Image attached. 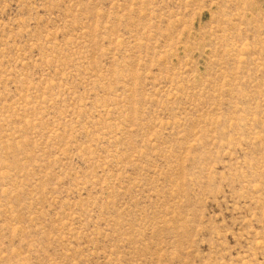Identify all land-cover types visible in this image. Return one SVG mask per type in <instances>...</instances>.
I'll use <instances>...</instances> for the list:
<instances>
[{
  "label": "rangeland",
  "instance_id": "1",
  "mask_svg": "<svg viewBox=\"0 0 264 264\" xmlns=\"http://www.w3.org/2000/svg\"><path fill=\"white\" fill-rule=\"evenodd\" d=\"M0 264H264V0H0Z\"/></svg>",
  "mask_w": 264,
  "mask_h": 264
}]
</instances>
